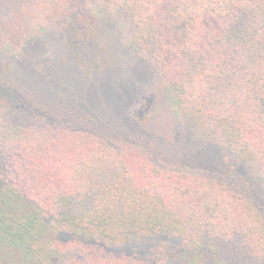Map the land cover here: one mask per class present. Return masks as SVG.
Instances as JSON below:
<instances>
[{
    "label": "trees",
    "instance_id": "obj_1",
    "mask_svg": "<svg viewBox=\"0 0 264 264\" xmlns=\"http://www.w3.org/2000/svg\"><path fill=\"white\" fill-rule=\"evenodd\" d=\"M104 33L148 53L178 141L236 165L155 155L157 138L135 132L152 96L110 106L123 136L4 70L51 35L79 76L112 86ZM0 80V264H264V212L236 178L252 171L264 190V0H0Z\"/></svg>",
    "mask_w": 264,
    "mask_h": 264
},
{
    "label": "rangeland",
    "instance_id": "obj_2",
    "mask_svg": "<svg viewBox=\"0 0 264 264\" xmlns=\"http://www.w3.org/2000/svg\"><path fill=\"white\" fill-rule=\"evenodd\" d=\"M84 33L86 34L88 32ZM108 34L109 33L105 35L104 33L100 41L104 43L103 48H105V51H103V54L107 57L106 59L109 66L113 67L116 62L117 67L115 76L117 80L109 82L112 86L105 84V78H99L93 82L81 75L79 76L74 65V58L68 50V45L66 43H60L51 35L44 37L42 41L38 42V44L32 48L31 56L12 60L5 59L3 62L4 70L6 73L12 75H18L17 71H21L22 75L27 76L26 81L29 83L32 82L31 78H33V80L38 79L40 84L45 85L44 83H48L51 88L56 87L54 89V91H56L55 94L54 91L52 93L51 90L49 91L51 94L47 97H40V100L46 103L51 102L50 104L52 105L53 103L61 105L63 102H69L67 105H70V103L73 102V105L80 112L79 114L83 120L86 117L87 119H89V117L98 119L100 115L101 119L105 120V128L107 126L119 131L123 136L126 133L132 135L131 133L134 132H127L126 128L118 127L117 124L111 123L106 119L107 117H104L105 114L107 115L110 113V106H114L115 110L121 114L127 110L130 101L136 98L139 100L144 94L152 96L153 100L151 105L142 114L144 115L145 123H142L140 128L137 129L139 131L135 132L141 137L143 135H146V137L153 136V141L157 138L158 142L161 144L159 148L156 146H153V148L148 146L155 155L163 157L171 163L179 162L193 167L198 166L205 170L223 172L224 169L227 170L236 165L229 154L220 155L210 150L204 151L197 147L190 146L187 143L185 144L184 141H178L179 137L176 135V131L182 133V129L172 126L175 121L172 115L170 101L164 84L158 77L149 59L148 53L146 51L136 52L131 50L125 46L123 41L124 37L122 38L119 35L110 33L111 37L109 38ZM82 46L89 48L86 41H83ZM57 77L60 83L55 81ZM82 82L83 85H81ZM2 85L7 87L5 81L3 82V80H0V87ZM43 85L41 86L43 87ZM45 87L49 88V86ZM117 87H119V90H116ZM17 90L22 91L21 88ZM31 94L32 93L28 96L33 95ZM67 94H69L70 99L65 98ZM71 96L74 97L72 98ZM75 96L79 97L73 100ZM1 97L4 98V96ZM29 98L31 99V97ZM11 113L4 112L8 117H13ZM69 115L66 121H69ZM85 115H89V117H85ZM101 119L99 121L100 125H102ZM83 120H81V122ZM109 122L111 124H109ZM84 126L96 132L102 131L100 129L101 126L95 127L90 123H84ZM160 149L164 151L162 150L161 152ZM228 174L234 175L236 173L232 171ZM238 174L241 175V177H235L239 182L242 181V184L248 190V196L252 198L264 212V190L260 192L255 191V186L259 188V185L256 182L257 179L252 175L253 172L249 170L246 171V169L243 172V169L239 168ZM156 244L157 242H154L153 245L150 243L146 245V248L138 252L150 255L151 249H153Z\"/></svg>",
    "mask_w": 264,
    "mask_h": 264
}]
</instances>
